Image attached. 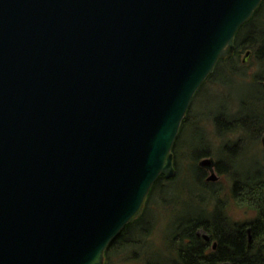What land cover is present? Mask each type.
<instances>
[{"label": "water", "instance_id": "1", "mask_svg": "<svg viewBox=\"0 0 264 264\" xmlns=\"http://www.w3.org/2000/svg\"><path fill=\"white\" fill-rule=\"evenodd\" d=\"M262 1L0 0V264H104Z\"/></svg>", "mask_w": 264, "mask_h": 264}, {"label": "rangeland", "instance_id": "2", "mask_svg": "<svg viewBox=\"0 0 264 264\" xmlns=\"http://www.w3.org/2000/svg\"><path fill=\"white\" fill-rule=\"evenodd\" d=\"M260 8L255 19V22L259 23L256 25L258 27L262 23L264 25V0ZM234 44L236 49V37ZM246 48L239 54L238 68L241 73L237 71L238 73L231 75L225 72L222 66L216 67L214 74L208 77L196 92L186 114L188 119L180 131L181 147L177 148V158L174 155L175 176L162 179L158 183L159 187L152 191V195H148L143 209H147L146 216L140 223L143 228L140 225L135 228V235L139 240L135 244L126 243L127 245L118 251H105L104 264H148L150 260L163 261L172 249L170 239L176 227L188 217L199 215L201 209L212 212L216 208L225 214L231 223L248 224L247 221L258 216L259 211L252 204L242 202L233 195L234 181L230 176L231 172H224L218 166L224 168L232 163L236 169L234 172L249 174L257 172L259 168L264 169L263 144L260 140L254 143L252 139H248V142L243 139L240 141L243 150L224 151L223 146L233 145L238 139H242L243 132L222 133V128L219 134L213 119L221 113L232 118L240 116L249 110V103L254 97L261 96V91L253 80L254 73L261 67L259 64L264 62L256 55L251 56L248 62H243ZM194 120L196 122H193ZM205 136L209 153L198 160L212 157L216 161V181H208L205 176L200 177L198 161H192L188 154L187 148L194 144L196 146L193 150L205 148L202 143ZM229 167L232 169L230 165ZM210 174L208 171L207 176ZM144 231H147V234L143 236ZM198 234L201 238L203 235H209L204 229H199Z\"/></svg>", "mask_w": 264, "mask_h": 264}, {"label": "trees", "instance_id": "3", "mask_svg": "<svg viewBox=\"0 0 264 264\" xmlns=\"http://www.w3.org/2000/svg\"><path fill=\"white\" fill-rule=\"evenodd\" d=\"M258 13L259 9L252 20L256 25L259 24L258 22H255ZM252 22L240 27L236 35V49L234 54L225 59H220L216 67L222 66V68L225 69V72L231 75L236 74L237 71L241 73L238 68L239 54L249 44H253L255 47L257 57L264 60V25L262 23L259 27H254L253 36L250 37L248 29H251L250 25L253 24ZM213 74L214 73L209 75V77ZM253 110L256 111L254 108ZM187 119L188 118L185 116L180 131L185 125ZM213 119L217 130L216 132L219 134L220 129L222 128V133L236 131L243 132V137L242 139H238L236 147L233 145H224V151L228 152L235 149L243 150L240 141H243V139L248 136L249 131L253 132L255 138L258 139V132L260 131L258 129V124L262 121L261 116L258 113H256L251 120H249L244 114L232 118L222 113L214 116ZM193 122H196V120ZM180 131L173 148L175 158H177V154L179 153H177L178 146L179 148L181 147ZM205 140L206 136L203 138L202 142L205 147L204 149L197 151L193 150L192 148H194L196 144L187 148L192 161H197L200 157L208 155L209 151ZM229 165L232 169H230ZM229 165L224 168L218 166V168L227 173L231 172L230 176H232L234 181L232 189L233 195L242 202L252 204L254 208L259 211L258 216L256 217L257 220L254 219L251 224L231 223L228 217H226L225 214H222L218 209L216 210V208L212 212H207L205 209H201L199 215L188 217L176 227L173 237L170 239L172 249L169 256L163 261L150 260L148 264H224L226 262L229 264H264V224H262L260 220L264 218V169L259 168V170L253 174L245 172L237 173L234 172V170H236L234 169L235 166L232 163H229ZM197 168L199 169L201 177L202 168L198 166ZM162 179L166 178L163 175H160L159 179L153 185L149 195H152V191H154L156 187H159L158 183ZM219 205L221 206V204ZM146 211L147 209L143 211L141 216L136 218L133 222L128 223L120 231L108 246L106 250L107 253L110 252L111 249H114V251L121 250L122 247L128 243L135 244L139 240L135 235V228L139 225L143 228V225L140 223L144 220ZM248 226L251 227V239H249V233L247 231ZM199 229H204L211 239L217 242L216 252H213L210 250V247H206L203 244L205 239L201 238L198 234ZM146 234L147 231H144L143 236Z\"/></svg>", "mask_w": 264, "mask_h": 264}, {"label": "flooded vegetation", "instance_id": "4", "mask_svg": "<svg viewBox=\"0 0 264 264\" xmlns=\"http://www.w3.org/2000/svg\"><path fill=\"white\" fill-rule=\"evenodd\" d=\"M262 5V3H261ZM260 5V6H261ZM260 8V7H259ZM258 8V9H259ZM258 9L256 10V12L253 14V16L245 23V24H249L252 22V20L254 19V16L256 15V13L258 12ZM253 24L250 25V28L251 29H248V32L250 33V37L253 36V33H254V27H256V23L252 22ZM254 53V55H253ZM255 55L257 56L256 54V49L255 47L253 46V44H249L246 48V53H245V57L243 58V62H248L249 58L251 56H254ZM258 58V57H257ZM259 59V58H258ZM264 62V60H262ZM261 61V62H262ZM261 67L259 70H256V72L254 73V78L255 80H253V83H255L260 91H261V96L259 97H254L253 100L251 101V103H249L250 107H249V110L244 113V115L247 116V118L249 120H251V118L256 114L258 113L260 116H261V119L262 121L258 124V129L260 130L258 133H259V136H258V139L255 138L254 134H252L253 132H250L249 131V134H250V137L247 136V138H245V140L247 141L248 139H252L254 140V143H256L258 140L261 141V143L263 144V148H264V143H263V138H264V64H259ZM252 66V64L250 65V67ZM256 109V111L253 110ZM257 137V136H256ZM238 141V140H237ZM236 142L233 143L234 147H236ZM248 142V141H247ZM213 159V158H212ZM198 161V167L202 168V173H201V176H205L206 180L210 181V180H213V181H216V179L218 178H211V174L212 172H214L216 174V161L213 159V163L211 166L209 165H202L201 164V160H197ZM208 171L211 172L210 175L207 176L208 174ZM255 220H257V218H254ZM262 224H264V218L263 219H260ZM248 224H251L253 223V220L251 221H247ZM250 229V231H249ZM247 231L249 233V239H251V227H247ZM209 236V235H208ZM203 238L205 239V242L203 243L206 247H210L213 252H216L217 250V242L215 240H212L211 237L209 236V239H206L203 235ZM209 250V251H210Z\"/></svg>", "mask_w": 264, "mask_h": 264}]
</instances>
